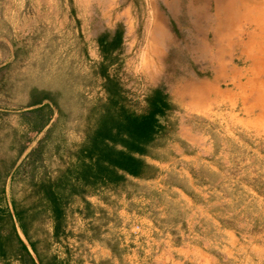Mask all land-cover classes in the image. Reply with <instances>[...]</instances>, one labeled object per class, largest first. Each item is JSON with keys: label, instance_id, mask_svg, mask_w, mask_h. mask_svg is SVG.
Here are the masks:
<instances>
[{"label": "rangeland", "instance_id": "obj_1", "mask_svg": "<svg viewBox=\"0 0 264 264\" xmlns=\"http://www.w3.org/2000/svg\"><path fill=\"white\" fill-rule=\"evenodd\" d=\"M258 21L264 0H0V187L11 207L0 199V264H27L12 222L37 264H158L171 246L219 238L205 212L264 242V120L248 123L260 108L234 99L199 114L175 96L205 78L236 91L250 63L241 43L264 37ZM215 37H233L222 66ZM111 83L137 113L152 88L170 104L142 156L153 178L75 173L93 161L84 150ZM201 146L204 161L193 159Z\"/></svg>", "mask_w": 264, "mask_h": 264}, {"label": "crops", "instance_id": "obj_2", "mask_svg": "<svg viewBox=\"0 0 264 264\" xmlns=\"http://www.w3.org/2000/svg\"><path fill=\"white\" fill-rule=\"evenodd\" d=\"M257 19L261 20L262 16ZM258 23L264 25V21H258ZM232 24H236V22L234 21ZM227 38L233 37H215L214 56L221 66L223 65L222 59L226 56L231 47L227 48L223 44V39ZM246 38L247 39L241 43L240 49L242 56L246 57L250 63L245 71L247 74H243L244 80L238 82L236 78H233L237 90L220 87L218 80L215 78L213 80L205 78L200 81L198 86H190L189 89H191V87L193 89L192 91H187V95L184 90L182 91L183 93H172L180 99H183L182 106L191 109L193 112L206 114L217 105H232L234 99H241L246 109L251 106H258V108H260L257 119H248V123L253 126H255L256 123H262V120H264L262 119L264 116V78L262 77V75H264V37ZM233 72L235 73V71ZM190 92L191 94H189ZM180 131L188 139L192 138L191 131L189 132L188 128L184 125H180L179 132ZM206 150L207 148L201 146L193 159L204 161L201 156L207 152ZM248 191L257 195L255 189L251 187ZM1 198L5 201L7 210L10 211L9 196L3 193L0 194V199ZM204 214L206 218L216 224L215 232L220 234L219 238L204 240L202 245L187 242L178 246H171L164 251L161 262L158 264H264V242L247 243L239 237V234L251 232L247 230L241 231L232 223L227 221L223 222L221 219L218 220L212 213L205 212ZM258 231L256 232L264 233L263 231ZM254 232L255 231H252V233ZM207 244H214L210 245L213 246L214 252L207 250Z\"/></svg>", "mask_w": 264, "mask_h": 264}, {"label": "trees", "instance_id": "obj_3", "mask_svg": "<svg viewBox=\"0 0 264 264\" xmlns=\"http://www.w3.org/2000/svg\"><path fill=\"white\" fill-rule=\"evenodd\" d=\"M107 90L108 99L102 105L96 128L88 134V142L84 150L93 161L82 162L81 171L78 169L75 172L76 174L79 172L77 177L83 178L85 182L122 181L124 175L118 173L119 170L144 179L155 177L158 168L146 162L142 156L150 153L149 149L157 135L163 134L164 126L158 121L157 115H164L170 108L166 95L159 89H150L145 95V111L137 113L126 107L125 97L115 83H111ZM47 120L48 118L45 121ZM45 123L43 122L41 128ZM3 193L4 187L1 186L0 194ZM2 217L0 214V222ZM17 220L23 233L27 235L19 216ZM11 224L16 239L27 255L25 261L27 264H37L15 230L14 223ZM31 245L36 252L32 242ZM40 264H55V262L40 260Z\"/></svg>", "mask_w": 264, "mask_h": 264}, {"label": "bare ground", "instance_id": "obj_4", "mask_svg": "<svg viewBox=\"0 0 264 264\" xmlns=\"http://www.w3.org/2000/svg\"><path fill=\"white\" fill-rule=\"evenodd\" d=\"M233 1V0H232ZM227 5H231V3L229 2ZM222 7V6H221ZM224 7H226V5L224 6ZM219 8V7H218ZM226 12V11H225ZM224 12V13H225ZM218 13V12H217ZM256 13H257V11H256ZM259 13H260V11H259ZM233 14V13H232ZM260 14H262V13H260ZM223 14H221V16H222ZM247 17V16H246ZM249 17V16H248ZM252 17V16H251ZM219 18V17H218ZM227 19V18H226ZM222 20H224V19H222ZM228 20V19H227ZM252 20H253V18H252ZM227 22V21H226ZM221 24V23H220ZM227 25V24H226ZM228 26V25H227ZM221 27H222V25H221ZM155 28H157V27H155ZM154 30V29H153Z\"/></svg>", "mask_w": 264, "mask_h": 264}]
</instances>
